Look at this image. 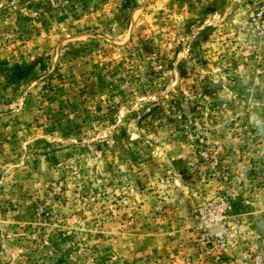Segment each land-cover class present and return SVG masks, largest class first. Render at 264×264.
I'll use <instances>...</instances> for the list:
<instances>
[{"label":"rangeland","instance_id":"374dc122","mask_svg":"<svg viewBox=\"0 0 264 264\" xmlns=\"http://www.w3.org/2000/svg\"><path fill=\"white\" fill-rule=\"evenodd\" d=\"M0 264H264V0H0Z\"/></svg>","mask_w":264,"mask_h":264}]
</instances>
